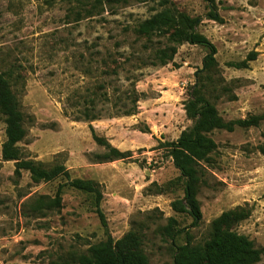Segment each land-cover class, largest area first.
<instances>
[{
    "label": "rangeland",
    "instance_id": "rangeland-1",
    "mask_svg": "<svg viewBox=\"0 0 264 264\" xmlns=\"http://www.w3.org/2000/svg\"><path fill=\"white\" fill-rule=\"evenodd\" d=\"M118 1L104 4L99 16L76 21L70 0H0V71L13 67L19 76L11 89L26 132L19 143L23 156L47 167L61 164L70 179L96 184L105 220L102 227L93 198L63 185V178L32 183L27 172L14 176V163L0 158V264H61L131 228L144 235L148 264H169L173 248L159 235L168 218L193 242H202L211 221L234 208H242L245 218L231 231L262 250L258 264H264V154L259 151L264 119L255 127L210 134L216 147L205 164L206 184L196 194L201 218L190 227V218L172 209L182 199V186L162 144L192 124L182 104L207 51L182 44L171 63L145 65L158 41L146 43L130 28L159 8L152 0ZM212 1L219 23L206 19L203 0H170L198 19L196 31L214 46L219 75L235 97L227 101L222 95L214 102L218 116L225 122L259 116L264 113V0ZM249 54L254 59L245 68L229 66ZM134 94L136 107L160 96L162 106L149 103L121 116L134 106ZM85 107L96 120H82ZM88 126L129 157L103 162L99 156L106 150L93 142ZM3 141L0 117V147ZM58 186L60 205L46 210ZM183 241L181 233L175 242Z\"/></svg>",
    "mask_w": 264,
    "mask_h": 264
},
{
    "label": "trees",
    "instance_id": "trees-1",
    "mask_svg": "<svg viewBox=\"0 0 264 264\" xmlns=\"http://www.w3.org/2000/svg\"><path fill=\"white\" fill-rule=\"evenodd\" d=\"M70 1L75 6L70 13L75 15L76 21L99 16L104 4L111 7L119 2L118 0ZM152 1L156 2L159 10L130 28V33L134 37L144 39L146 43H153V38L158 41L157 46L146 57L145 65L164 66L171 63L177 48L182 44L200 46L207 51L201 59L200 69L194 74L195 82L188 91V97L182 104L185 117L192 124L181 131L175 141L162 144L178 172L177 179L181 180L182 186V199L173 203L172 209L177 213H185L191 220L190 227H193L201 218L196 194L200 186L206 184L205 164L210 162V155L216 147L210 134L220 130L231 132L235 127H255L264 119V113L259 116L250 115L242 119L223 121L214 108V102L222 95H227V101H233L235 97L228 94V84L219 75L214 60V46L196 31L197 18L178 11L170 0ZM203 1L208 8L206 19L219 23L213 1ZM253 59L254 54H249L245 61L229 64V66L235 69L245 68L246 61ZM13 71V67L0 71V117L4 124V141L0 147L1 160L14 163V176H19L21 170L25 171L32 183L49 182L60 177L64 179L63 185L90 195L93 198L94 212L99 223L105 227V220L99 209L101 193L96 184L88 180L70 179L68 171L61 164L47 167L23 156L19 143L23 141L26 132L22 113L19 111L16 97L11 89L12 84L14 85L19 78ZM103 96L104 101H107L105 95ZM137 101L138 96L134 94L131 98L134 106L126 111L123 110L121 116L133 115ZM92 103L91 99L87 102L88 105ZM79 114L84 122L97 119L86 107ZM88 128L93 142L106 150V153L99 156L103 162L129 157L128 152H120L111 147L106 140L95 136L90 126ZM259 151L264 154V142L259 147ZM60 188L61 186H58L53 198L46 202V210L59 207ZM38 203L43 208L42 197L39 198ZM244 218L245 213L242 208L221 213L211 221L208 238L202 242H193L186 229H175L174 220L168 218L166 225L161 227L159 235L168 238L173 248L169 264H258L262 250L256 249L245 236L231 231V228ZM181 233H183L184 241L178 244L175 239ZM143 241L144 235L131 228L117 240L106 236L103 241L88 246L84 252L62 261L61 264H148L143 251Z\"/></svg>",
    "mask_w": 264,
    "mask_h": 264
},
{
    "label": "crops",
    "instance_id": "crops-1",
    "mask_svg": "<svg viewBox=\"0 0 264 264\" xmlns=\"http://www.w3.org/2000/svg\"><path fill=\"white\" fill-rule=\"evenodd\" d=\"M161 98H163V97L160 96L158 99L154 100L153 102H146V103H144V104H143L144 101H141L140 103H141L142 106H141V105H140V106H137V107H136V110H137V109H141L142 107H145V106H147V105H151V104H153V106H156V105L159 104V102H157V100H159V99H161ZM149 103H151V104H149ZM159 105L162 106V104H159ZM154 108H155V107H154ZM141 113H142V112H141ZM138 114H139V113H137V117H138ZM131 116H132V115H131ZM91 128H92V127H91ZM93 129H95V128H92V130H93ZM103 139H104V138H103ZM106 142H107V141H106ZM107 143H108V142H107ZM108 144H109V143H108ZM109 145L111 146V143H110ZM111 147H112V146H111ZM113 148H114V147H113ZM115 149H117V148H115ZM118 151H119V150H118Z\"/></svg>",
    "mask_w": 264,
    "mask_h": 264
}]
</instances>
